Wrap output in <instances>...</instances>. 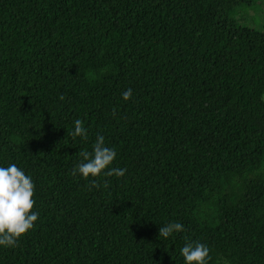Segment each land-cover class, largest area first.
I'll use <instances>...</instances> for the list:
<instances>
[{
  "label": "trees",
  "instance_id": "16d2710c",
  "mask_svg": "<svg viewBox=\"0 0 264 264\" xmlns=\"http://www.w3.org/2000/svg\"><path fill=\"white\" fill-rule=\"evenodd\" d=\"M262 3L0 0V166L39 213L0 264H264V30L230 16ZM97 133L124 176L71 174Z\"/></svg>",
  "mask_w": 264,
  "mask_h": 264
},
{
  "label": "clouds",
  "instance_id": "9594fccd",
  "mask_svg": "<svg viewBox=\"0 0 264 264\" xmlns=\"http://www.w3.org/2000/svg\"><path fill=\"white\" fill-rule=\"evenodd\" d=\"M131 94L132 90L128 88L121 93V97L127 100ZM72 123L73 127L69 135L73 138L86 139L88 130L84 122L77 118ZM79 157L80 160L71 171L73 176L79 174L82 178H88L89 175L97 177L103 174L122 177L126 172L125 168L108 167L116 157V150L105 145V137L100 133L96 135L92 150L90 152L81 150ZM92 185L96 186L94 180ZM34 187L31 175L25 174V171L15 163L0 166V247H14L18 238L34 227V222L39 216L37 211H31L35 203L32 199ZM183 230L184 225L180 222H169L158 228V235L167 239ZM179 254L184 264H207L210 258L208 246L199 241L184 243L179 249Z\"/></svg>",
  "mask_w": 264,
  "mask_h": 264
},
{
  "label": "rangeland",
  "instance_id": "374dc122",
  "mask_svg": "<svg viewBox=\"0 0 264 264\" xmlns=\"http://www.w3.org/2000/svg\"><path fill=\"white\" fill-rule=\"evenodd\" d=\"M260 8L259 12H252L240 6L234 7L230 12L232 24L234 26L251 25L264 30V3L261 4Z\"/></svg>",
  "mask_w": 264,
  "mask_h": 264
}]
</instances>
